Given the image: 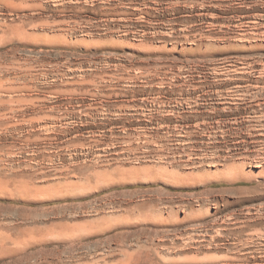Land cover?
Listing matches in <instances>:
<instances>
[{
    "label": "rangeland",
    "instance_id": "1",
    "mask_svg": "<svg viewBox=\"0 0 264 264\" xmlns=\"http://www.w3.org/2000/svg\"><path fill=\"white\" fill-rule=\"evenodd\" d=\"M252 263L264 0H0V264Z\"/></svg>",
    "mask_w": 264,
    "mask_h": 264
},
{
    "label": "bare ground",
    "instance_id": "2",
    "mask_svg": "<svg viewBox=\"0 0 264 264\" xmlns=\"http://www.w3.org/2000/svg\"><path fill=\"white\" fill-rule=\"evenodd\" d=\"M253 16H254V14H253ZM261 16V15H260ZM258 24V23H257ZM245 25V24H244ZM249 32V31H248ZM253 264V263H252Z\"/></svg>",
    "mask_w": 264,
    "mask_h": 264
}]
</instances>
